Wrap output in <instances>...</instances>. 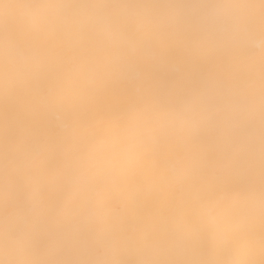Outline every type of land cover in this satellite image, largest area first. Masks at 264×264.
I'll list each match as a JSON object with an SVG mask.
<instances>
[{"label": "snow or ice", "instance_id": "obj_1", "mask_svg": "<svg viewBox=\"0 0 264 264\" xmlns=\"http://www.w3.org/2000/svg\"><path fill=\"white\" fill-rule=\"evenodd\" d=\"M0 264H264V0H0Z\"/></svg>", "mask_w": 264, "mask_h": 264}]
</instances>
